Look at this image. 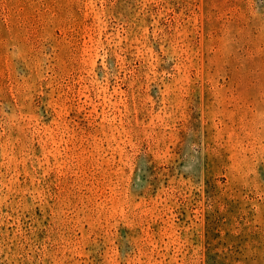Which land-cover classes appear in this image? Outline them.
<instances>
[{"label": "rangeland", "instance_id": "obj_1", "mask_svg": "<svg viewBox=\"0 0 264 264\" xmlns=\"http://www.w3.org/2000/svg\"><path fill=\"white\" fill-rule=\"evenodd\" d=\"M0 264H264V0H0Z\"/></svg>", "mask_w": 264, "mask_h": 264}]
</instances>
